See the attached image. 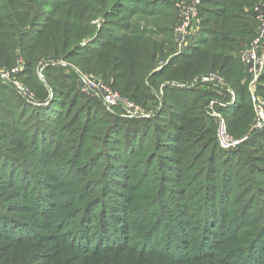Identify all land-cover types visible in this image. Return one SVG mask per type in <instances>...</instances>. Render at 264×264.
Masks as SVG:
<instances>
[{
	"label": "trees",
	"instance_id": "trees-1",
	"mask_svg": "<svg viewBox=\"0 0 264 264\" xmlns=\"http://www.w3.org/2000/svg\"><path fill=\"white\" fill-rule=\"evenodd\" d=\"M182 2L184 5L190 0H0V69H10L22 59L25 63L22 79L38 98L37 103L29 104L0 79V123L18 130L16 134L12 131L0 136V143L6 141L5 145L0 144V154L20 171L16 176V172L0 173V216L8 211L14 224L24 226L22 230L27 231L18 237L0 235L4 238H0V264H61L66 248L60 256L54 248L41 251L44 237L33 228V220L29 215L14 216L16 202L31 200L28 214L50 215L51 194L58 209L67 210L56 223V229L62 228L58 234L73 226L67 242L52 243L71 244L79 250L76 254L87 252L81 255L89 256L90 262L86 264H95L94 257L109 254L125 255L130 264L145 263L155 257L158 258L155 261L163 263L227 264L213 251L228 223L229 206L221 205L217 211V195L223 192L220 201L231 203L227 192L234 194L228 190L235 182L231 184L225 178L226 172L220 173L218 168L222 167V158H231L232 154H223L212 145L205 147L206 138L215 135L217 125L204 112L205 104L217 94L210 83L201 82L202 78L193 82L191 89H180L172 82L190 81L201 74L222 75L237 92L239 104L221 111L232 132L243 134L248 129L250 115L254 117L255 112L249 95L251 74L241 55L257 36L256 8L264 0H203L199 7L201 28L195 33L193 27L180 49L175 31L182 22L179 4ZM100 16L105 20L101 30L93 24ZM95 36L91 45H80ZM76 69L95 75L139 106L155 108L156 116L130 120L122 110L109 107L97 94L83 93ZM258 82L261 92L264 74ZM156 94L161 95V102ZM115 111L125 118L114 116ZM23 114L27 123L21 124ZM31 126L39 127L32 135ZM26 129L29 131L25 132ZM60 129H64L63 135ZM252 135L248 144L257 146L264 139V132L256 131ZM87 142L95 147L87 149ZM185 143L189 146L185 147ZM259 146L264 151V143ZM200 152L207 160L203 163L200 160L195 166L194 160ZM250 152H244L248 164L254 151ZM4 155L10 156L11 161ZM144 155L147 156L142 166H154L160 175L159 186L164 187L154 207L146 212V207L142 208L146 223L160 214L147 235L153 234L158 242L155 251L149 256L122 249L118 244L107 251L104 245L110 233L131 220L126 216L125 197L121 200L117 196L120 184H130L128 178L135 169L134 162ZM241 158L243 151L236 160ZM74 163L80 167L72 169ZM203 167L199 179L207 182L203 188L210 190L203 202L216 205L201 221H190L191 206L186 207L179 199L185 195L174 196L172 192L177 190L179 182L198 183L188 175ZM217 175L223 179L220 184ZM71 183L76 185L75 192L58 196ZM28 184L44 191L34 192L30 198V187L25 190ZM189 187L193 190V185ZM47 205L49 209L45 210ZM175 214L179 215L177 219ZM0 223L6 228L13 226L7 220L0 219ZM80 230L82 237L78 235ZM253 235L249 233L246 245L236 250V264H262L264 223L254 238ZM185 245L195 255L185 256L182 249ZM20 248L24 249L23 255ZM159 248L167 257L159 254ZM170 254L181 255L184 261H174L168 258ZM228 254L222 250V257L229 258Z\"/></svg>",
	"mask_w": 264,
	"mask_h": 264
},
{
	"label": "rangeland",
	"instance_id": "rangeland-1",
	"mask_svg": "<svg viewBox=\"0 0 264 264\" xmlns=\"http://www.w3.org/2000/svg\"><path fill=\"white\" fill-rule=\"evenodd\" d=\"M179 4L180 6L185 5V4L182 5L183 2ZM258 6L264 7V2L259 4ZM246 11H249V10H246ZM97 12L98 10H96V13ZM104 23H105V20H104V17L102 16L98 17L96 20L93 21V24L96 25L100 30ZM193 27L195 29V33L198 31V29L201 28L200 18L194 21ZM96 38L97 36L88 38L82 41L80 45L81 46L91 45L92 41H94V39ZM76 71L78 73H83L82 72L83 70L80 71L76 69ZM22 74H21V81L29 89V92H31L32 96L30 99L25 98L24 96H21V95L20 96L24 97L25 100L27 99L28 102H31L29 104H35L38 101L37 95L33 90L30 89L29 86H27L24 83L23 81L24 78L22 79ZM87 74H90V73H87ZM263 74H264V71L262 75ZM209 76L211 80L218 79L213 82H206V83H210L209 85L214 87L217 97L215 95V97L211 98L205 104L204 112L209 118H213L217 125H216L215 135H213L212 138L211 137L206 138L207 140L205 142L206 144L205 147L212 145L213 147H216L217 149H219V151L223 154H232L231 158H227V159L222 158V167L218 168V172L220 173L226 172L225 178L231 184L233 180H235L234 185L232 184L231 189L228 190V191H233L234 194L230 195V193L227 192V194H229L228 200H230L231 203L228 204L229 201L227 202H223V200L220 201V198L223 199L224 197L223 192L217 195V202L219 205L217 208V211L221 205L223 206L227 204L229 206L228 211L226 212L228 223H227V228L225 230L222 229V236L218 240L216 244V250H214L213 253L217 256V258H219V260L227 264H236L235 262L238 259L236 250L240 248L241 246L246 245L247 240L245 238L247 237L249 233H253L254 235L252 238H254L255 233L257 232L258 228H260V225L264 223V153H263L264 151H262V149H259L260 148L259 145H261V143H264V139L262 137L261 143H259V145L257 146H255V144H248L251 141V139L254 137V135H252L254 132L256 131L264 132V124L258 126V121L254 113V117L250 115L249 126L247 124L248 129L246 128L247 129L246 131L244 132L242 131L243 134L237 135L236 133L232 132L231 128H229L226 117L224 113L221 111V109H226L227 107H233L236 104H239L238 94L228 84L225 78L219 73H210V74H203V75L201 74V75L194 77L190 81L172 82V85L180 89L181 88L191 89L192 87H194L192 86L193 82L194 83L198 82L196 80L201 79L203 77H209ZM93 77L101 81L100 78L96 77L95 75H93ZM201 82H205V81L201 80ZM3 84L5 85L6 83H3ZM250 84H251V79H250L249 85ZM215 85L217 87H215ZM258 85H259V82L257 83L256 91L254 93L255 94L254 101L257 104L256 107H261L262 110L264 111V89H261L262 91L260 92L258 90ZM164 86L165 84L162 87ZM6 87L11 88L18 93L16 89L10 86L7 85ZM261 87L264 88V82ZM119 94L121 95V93ZM249 95H250L251 103L253 105L252 108L255 112L253 95L250 91H249ZM156 97L158 98V101L161 102L162 100L161 95L156 94ZM124 99L127 100V98L125 97ZM248 101H249V98H248ZM74 105L75 104L73 103L69 112L72 111ZM140 106L143 107L142 105ZM143 109H144L145 114L141 116L142 119L147 120V119H151L156 116L155 108L146 109V107H143ZM113 115L114 116L117 115L122 118L127 117L125 116L126 114L124 115L125 116L124 117L122 113L119 111H115ZM23 116L24 114L21 117ZM23 118L20 120V123L21 124L27 123L26 121L27 117L24 119ZM127 118L130 120H134L139 117H133V118L127 117ZM62 127L65 128L66 126L63 125ZM22 128H25V126L23 125ZM31 130H32V133L30 134L32 135L37 130H39V127L31 126ZM12 131L15 134L18 132L16 127H11L8 124H5L4 122L0 123V136L7 135ZM28 131L29 129L25 130V132H28ZM63 133H64V129H60V135H63ZM70 137L71 136H69V138ZM212 140H214L213 144H212ZM67 141L68 143H70L71 140H67ZM187 141H191V139H187ZM0 144L5 145L6 141H2ZM82 144L83 142L78 146H81ZM188 146H189V143H185V147H188ZM252 146H255V147L252 148ZM86 147L87 149H92L95 147V145L91 144L90 142H87ZM240 151H243V158H241V161L239 159L236 160V157L240 153ZM250 151H254L252 154V158L249 161V163L254 167L253 169L250 166V164H248V162L245 161V157H244V152L246 154L247 152L251 153ZM185 152L186 150H184V153ZM188 155H194V154L189 153ZM4 156L9 161H11L10 156H7V155H4ZM146 156L147 155H144L140 160L134 162L135 169H132L131 171L132 176H129L128 178V179H131L130 184L129 182L128 184H120L119 194H117V196L121 198V200L123 199V197H125L124 199L125 208H128V212L126 213V216L130 218L131 220L129 224L124 225L123 228L118 229L117 231L114 230L110 233L109 238L106 242V245H104L107 251H112V247H114L115 244L122 245L123 246L122 249L127 248L130 250H134L138 253H145L146 255H149V256L153 254L155 251V248L158 242H156V239H154L153 234L150 236H147V235L154 228L158 217H160L159 216L160 214L158 213L155 214V216L151 217V219L147 223L143 219V216H144V213L149 208L154 207L155 203H157L156 199L160 197V193L162 189L164 190V187L162 188L161 186H159L160 175L155 171L154 166L152 168L142 166V164L144 163L143 160L145 159ZM200 160L202 163H203V160L205 161L207 160V157L204 156L203 152H200L196 156L194 160L195 166L199 165ZM64 162L69 163V161L67 160H64ZM77 165H78L77 163H74L72 165V167L74 168L72 169H77L78 167H80V165L78 166ZM223 165L226 166V169H224ZM12 166L13 164L11 162L6 161L2 157V154H0V173L2 172L5 175H9L10 173L16 172L15 174L16 176L17 173L20 171L19 169H14ZM203 169L205 168L203 167L200 170L198 168H195L193 170V172L195 173L188 175V177L197 180L198 183H195L193 181H182L181 183L179 182L177 190H174L172 192L174 196L178 195L180 197L183 194L185 195V197L179 198V199L182 202V204L185 205L186 207L187 205L191 206V208L189 209V213H191L189 214L190 221L191 220L201 221L203 215L205 216L207 214H210L211 207L216 205V203H213V205H211V204H206V201L203 202L205 196H207V194L210 192V190L203 188V186L207 187V182L203 181L202 179L201 180L199 179L200 172ZM217 179H218L219 184L223 180V179L221 180L220 176L218 177V175H217ZM189 184L193 185V190L190 189ZM29 187H30L29 192H31L29 194L30 198H32V196L34 195V192L38 193V192L44 191L37 187L33 189L32 184L30 185L28 184L25 190H28ZM54 188L56 187L54 186ZM75 189H76V185L71 183L70 186L66 188V190L59 193L58 196H63L66 193H70L71 195L75 192ZM186 190H191V191L186 192ZM51 196L53 199V203L51 204L53 211L50 215H46L44 213L28 214L29 210L28 211L26 210H27L29 203L33 202L31 200V202H26V201L16 202L15 203L16 208L14 209V216H18L20 218V215H25V216L29 215V217L33 220V223H32V225L34 226L33 228L36 229L38 233L43 234V237H44L41 240L42 243L39 248L41 251L54 248L57 252L56 255L60 256L62 255V251L66 248L65 250L67 251V253L66 255H63L61 264H77V263L86 264L87 262H90V258L88 255L86 257L81 256L87 252H81L82 254H76L80 252H78L79 250H75L76 249L75 246H72L71 244H68V245L63 244L61 246H56L55 244L52 243L57 240L60 241L61 243H65L66 238H68L70 234L73 232L71 229V227L73 226H71L69 230H66V232H64L63 234H58L62 228L56 229L58 227V225L56 226V223L59 222L61 213H65L67 210H63L61 212L60 209H58L56 205L54 195L51 194ZM211 201H213L212 198L210 199V202ZM74 202L77 205V203H79V200L74 201ZM111 203L117 205V203H114V202H111ZM143 207H146L145 212L142 211ZM48 209H49V205L45 207V210H48ZM153 209L154 211H156V208H153ZM3 213L4 214L0 216V219L11 222L13 226L6 228L0 223V235L8 234V235L18 237V236L24 235L27 232L25 230H22L24 229L23 228L24 226L14 224V221L10 219V214L8 211L3 212ZM76 214H78V212ZM178 216H179L178 214H175L174 218L177 219ZM121 217L122 216H120V219ZM171 220L172 219H168V221H171ZM163 223L166 224L165 221ZM25 227L27 229V226ZM161 231H162V228H160V230L158 231L157 238L161 234ZM196 231L197 230H195L194 233H196ZM78 235L82 237L83 235L82 230L78 231ZM0 238L4 239L1 236ZM1 239L0 241H2ZM250 241H248L247 245L250 243ZM89 242H91V240ZM77 243L78 245L80 244V242H77ZM1 246H2V242H0V247ZM61 247H64V248H61ZM182 249L185 251V256L195 255L193 251L188 250V245H185ZM222 250L229 252L228 254L229 258L222 257ZM158 251H159V254H162L167 257L168 254L164 252L163 250H161V248H159ZM19 252L23 255L24 249L20 248ZM104 253L106 252L104 251ZM30 255L32 257V254ZM168 258L174 261H184L181 255H171V256H168ZM179 258H182V259L180 260ZM13 259L14 257L11 260ZM93 259H94L95 264H101V263L103 264H130L129 258H127V256L125 255H120V254H109V255H104V256H98V258L94 257ZM156 259L158 258L155 257V258H151V260L148 259L146 260L145 263H141L138 261L136 264H174L170 262L163 263L162 260H161L162 262L161 263V262L155 261ZM262 264H264V258H263Z\"/></svg>",
	"mask_w": 264,
	"mask_h": 264
},
{
	"label": "built area",
	"instance_id": "built-area-1",
	"mask_svg": "<svg viewBox=\"0 0 264 264\" xmlns=\"http://www.w3.org/2000/svg\"><path fill=\"white\" fill-rule=\"evenodd\" d=\"M202 2L203 0H190L189 3L182 6V22L175 31L176 41L178 42L180 49H183L185 46L186 38L193 28V23L199 18V7ZM256 11L258 14L257 20L259 22V30L256 38L244 51L241 57L242 62L248 65L249 73L251 74V84L249 85V88L253 95V101L255 100L254 93L256 91L257 83L264 71V7H257ZM24 70L25 63L21 59L16 66L10 69H0V79L3 83H6L5 85L16 89L20 95L30 99L32 94L21 81V74ZM201 80L205 82H213L218 79L211 80L209 76L203 77ZM80 85L83 93L97 94L105 104L112 108L122 109L129 118L141 117L144 115L143 110L139 105L128 99H124V97H122L117 91L97 80L90 74L80 73ZM256 105L257 104L254 101L255 115L258 121V126H260L264 124V111L261 107H256Z\"/></svg>",
	"mask_w": 264,
	"mask_h": 264
}]
</instances>
